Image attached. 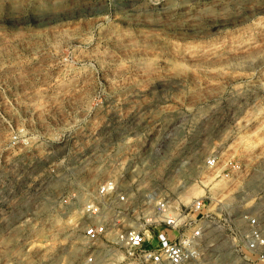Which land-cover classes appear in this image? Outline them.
I'll return each mask as SVG.
<instances>
[{
  "label": "rangeland",
  "instance_id": "374dc122",
  "mask_svg": "<svg viewBox=\"0 0 264 264\" xmlns=\"http://www.w3.org/2000/svg\"><path fill=\"white\" fill-rule=\"evenodd\" d=\"M116 148L131 188L238 213L218 174L264 154V0H0V264H131L67 200Z\"/></svg>",
  "mask_w": 264,
  "mask_h": 264
},
{
  "label": "built area",
  "instance_id": "2783aa9c",
  "mask_svg": "<svg viewBox=\"0 0 264 264\" xmlns=\"http://www.w3.org/2000/svg\"><path fill=\"white\" fill-rule=\"evenodd\" d=\"M128 148L114 150L109 163L115 170L98 180L83 175L77 181L80 190L67 194L69 206L78 211L76 227L85 246L108 242L122 248L131 264H264V154L256 164L234 157L220 164L218 175L241 187L234 195L241 207L235 213L219 207L213 195L185 204L131 188ZM85 151L83 146L73 150L75 163L84 161ZM218 162V155H211L204 166L213 170ZM95 261V254L88 252L79 264Z\"/></svg>",
  "mask_w": 264,
  "mask_h": 264
},
{
  "label": "bare ground",
  "instance_id": "6f19581e",
  "mask_svg": "<svg viewBox=\"0 0 264 264\" xmlns=\"http://www.w3.org/2000/svg\"><path fill=\"white\" fill-rule=\"evenodd\" d=\"M189 8V7H188ZM186 11V10H185ZM188 12V11H187ZM192 17V16H191ZM193 20V19H192ZM191 22V21H190Z\"/></svg>",
  "mask_w": 264,
  "mask_h": 264
}]
</instances>
